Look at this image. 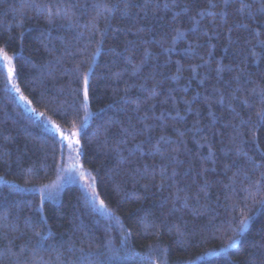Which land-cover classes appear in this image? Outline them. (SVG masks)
Returning <instances> with one entry per match:
<instances>
[{
    "label": "trees",
    "instance_id": "trees-1",
    "mask_svg": "<svg viewBox=\"0 0 264 264\" xmlns=\"http://www.w3.org/2000/svg\"><path fill=\"white\" fill-rule=\"evenodd\" d=\"M0 264H264V0H0Z\"/></svg>",
    "mask_w": 264,
    "mask_h": 264
},
{
    "label": "rangeland",
    "instance_id": "rangeland-1",
    "mask_svg": "<svg viewBox=\"0 0 264 264\" xmlns=\"http://www.w3.org/2000/svg\"><path fill=\"white\" fill-rule=\"evenodd\" d=\"M28 110L31 113H33L35 116H37L39 119L43 120L51 129H53L55 132H57L56 127L59 126L58 124H56L51 119L46 117L43 113L35 110L33 107L28 106ZM59 128H60V131L63 132L65 136H69L73 141L76 139H79L80 129L69 130V129H64L60 126H59ZM77 132H78V135H76ZM57 133L61 136L60 132H57ZM62 139L66 143V148L68 149V152H69V161H68L69 166L67 165L68 166L67 172L71 173V174H73V172H75V174L78 177H81L82 182L85 183L86 180L82 176L84 168L80 166V161H79L80 151H81L80 150V144L79 145H74V144L69 145L67 140H65L63 137H62Z\"/></svg>",
    "mask_w": 264,
    "mask_h": 264
},
{
    "label": "snow or ice",
    "instance_id": "snow-or-ice-1",
    "mask_svg": "<svg viewBox=\"0 0 264 264\" xmlns=\"http://www.w3.org/2000/svg\"><path fill=\"white\" fill-rule=\"evenodd\" d=\"M5 59L6 60H9L10 62V58L5 56ZM91 70V69H89ZM83 97H84V100L86 101L88 98H89V78H88V74L87 73H84L83 74ZM87 114L85 116V122L87 120ZM56 131L57 132H60L61 136L68 141L69 145H79L80 144V140L79 139H76V140H72L69 136H65L63 132L60 131V128L59 126L56 127ZM76 135H78V132L76 133ZM101 204H103V201H101ZM243 223V222H242Z\"/></svg>",
    "mask_w": 264,
    "mask_h": 264
}]
</instances>
